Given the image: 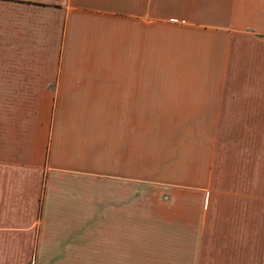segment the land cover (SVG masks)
<instances>
[{"label":"crops","instance_id":"1","mask_svg":"<svg viewBox=\"0 0 264 264\" xmlns=\"http://www.w3.org/2000/svg\"><path fill=\"white\" fill-rule=\"evenodd\" d=\"M0 264H264V0H0Z\"/></svg>","mask_w":264,"mask_h":264},{"label":"rangeland","instance_id":"2","mask_svg":"<svg viewBox=\"0 0 264 264\" xmlns=\"http://www.w3.org/2000/svg\"><path fill=\"white\" fill-rule=\"evenodd\" d=\"M143 123V129L153 131L151 136L155 142L157 141V145L150 149L143 146V175L144 173H153L156 176L165 174L179 176L183 165L185 167L187 164L196 162L198 155L196 146L190 145V148L184 147L182 136L196 137V131L199 129L198 119L161 117L156 119H143ZM180 131H184L186 134L182 135V133H179ZM144 138L145 136L143 135V141ZM162 141H171V143L174 142L175 144L173 147L169 146L171 143L167 144L168 148L163 149L162 144L158 143ZM231 168L227 165L218 167V175L222 178L219 181V185H223L225 189H239L241 181L238 180L236 174L233 176L234 181L232 180ZM234 168V172H236L237 167ZM254 168L257 170L256 167ZM255 173L257 174L256 171ZM149 183L150 181H147V183L143 181V206H159L161 205L160 200H164V195H167L165 189L160 186L155 187ZM173 195L175 200H177L180 193L174 191ZM175 205H179V203L175 201Z\"/></svg>","mask_w":264,"mask_h":264}]
</instances>
